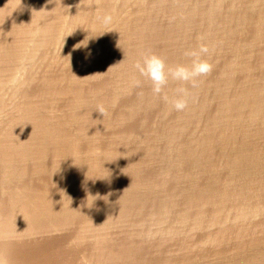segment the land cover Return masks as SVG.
Instances as JSON below:
<instances>
[{
	"label": "bare ground",
	"instance_id": "6f19581e",
	"mask_svg": "<svg viewBox=\"0 0 264 264\" xmlns=\"http://www.w3.org/2000/svg\"><path fill=\"white\" fill-rule=\"evenodd\" d=\"M200 36L215 47L213 71L185 85L195 98L186 110L169 111L133 65L145 51L188 63ZM252 199L264 205V0H0L4 264H84L77 250L90 239L87 264H264V233L243 226L208 235L212 253L193 254L183 239L178 257L166 250L171 227L152 243L142 228L172 217L199 229L226 211L244 220ZM128 222L129 236L110 237ZM58 230L73 231L72 246L51 237ZM35 235L47 245L24 241Z\"/></svg>",
	"mask_w": 264,
	"mask_h": 264
},
{
	"label": "clouds",
	"instance_id": "9594fccd",
	"mask_svg": "<svg viewBox=\"0 0 264 264\" xmlns=\"http://www.w3.org/2000/svg\"><path fill=\"white\" fill-rule=\"evenodd\" d=\"M51 2L52 0H49V3ZM101 22L108 28L113 23V16L110 13H105L101 17ZM72 32L73 30L67 35L72 34ZM199 41L200 43L197 47L184 51L183 55L188 59V63L168 65L158 54L145 51L141 53L140 58L133 65L138 76L143 81L150 83L152 96L163 100L165 104L169 105V111L183 112L186 110L190 100H194L195 98L185 85H189L193 89L197 88L201 82V78L206 77L213 71L214 65L206 57H211L214 54L215 47L207 42L205 36H200ZM82 44L86 46V42ZM76 47H79V45ZM142 80L134 79L133 85L140 87ZM170 82H176L179 85L175 88L174 94L171 97L165 91ZM9 86L22 87L23 83L13 80ZM99 111L103 114L102 107L99 108ZM0 264H4L2 258H0Z\"/></svg>",
	"mask_w": 264,
	"mask_h": 264
},
{
	"label": "rangeland",
	"instance_id": "374dc122",
	"mask_svg": "<svg viewBox=\"0 0 264 264\" xmlns=\"http://www.w3.org/2000/svg\"><path fill=\"white\" fill-rule=\"evenodd\" d=\"M58 44V43H57ZM56 44V45H57ZM55 45V49L56 48H58V50L56 49V51H54V48H53V50H52V52H55L53 55H55V57H59V55L62 53V48H63V52H64V49H65V47H64V44L63 43H61L60 44V46H59V44L57 45V46H59V47H57ZM63 46V47H62ZM62 47V48H61ZM58 53V54H57ZM63 54V53H62ZM61 54V55H62ZM58 55V56H57ZM60 55V56H61ZM32 64V63H31ZM33 66H35V64L33 63L32 64ZM33 66H29V68H31V69H33ZM38 65H36V67H37ZM29 68H27L28 70H30ZM28 70H25V71H23L22 73H19L17 76L20 78V79H16V80H18V81H22V79H24V76H26L25 74H27V71ZM23 74H24V76H23ZM18 77H16V78H18ZM33 86V87H32ZM35 87H36V85L34 86V84H32L31 85V88H32V90H36L35 89ZM10 90V89H9ZM11 91V90H10ZM9 91V93L7 94V92H8V90H7V92H5V94H7V95H4V97H5V99L7 100L8 98H9V96H10V92ZM251 202H249L250 204H251V206H252V211L254 210V209H256L257 210V212H256V210H255V212H253V214L251 213L252 211L250 210V213L246 216V218L244 219V220H240V219H238L237 220V218H235V215H234V212L233 211H226V212H224V213H221L222 214V216L219 214V216H221V217H219V218H221L220 220L219 219H217V221L214 223V224H206V226L205 227H202V228H195V227H193V226H190V225H186V226H181L180 228H177V227H179V225H175V221L172 219V217L170 218H167V220H165L164 222H162V223H160V225H158L159 223H156V222H154V221H151L150 220V222H148V221H146V223H144L143 224V226H142V228H143V230L145 231V232H151V236H152V238H150V242H151V239H152V241H153V239H154V241L156 242V240H159V239H162V238H159L158 239V237L160 236V237H162V235L164 234V233H167V231H169L170 229L171 230H174V228L176 227L177 229H179V233H177V235L176 236H173L175 233L173 232V231H171L170 230V235L172 236H168V235H166V236H168V243H167V246H166V250L168 249L169 251V253L170 254H172L171 256H177L178 254H180L179 252H180V247H181V243H184L183 242V239L186 241V243H184V244H187V247L188 246H190V248L188 247L187 249H189L190 250V252H192L193 254L194 253H212L213 251H215V249H216V246L215 245H213L212 246V244L207 240L208 239V235H212V234H214L215 232L214 231H216V230H218L219 229V227L221 226V224L223 225V224H226V222L228 223L227 225H231L232 227H234L235 229H238L239 231H240V229L239 228H241L242 226L243 227H245L244 228V230L247 228L248 230H250V233L252 232V233H255V234H258V235H261V234H263L264 233V205H262V206H259V209L254 205V199H252V200H250ZM250 204H249V206L248 207H250ZM256 207V208H255ZM262 208V209H261ZM261 209V210H260ZM252 216V217H251ZM232 218V219H231ZM251 218V219H250ZM171 222V223H170ZM244 222V223H243ZM262 223V224H261ZM126 224H130V225H126L125 226V228H126V231H128L129 232V230H131L130 231V233H128V232H126V231H124V225H125V223H124V225L123 224H121V226H123L122 228L123 229H118V228H121V226H114L115 228H113L112 229V231H111V233H112V235L110 236L111 238H113V239H118V237H116V235H117V233L118 232H121L120 230H122L123 232H121L122 234L125 232V234L126 235H130L131 234V232H132V230H133V228H128V227H132V224H131V222H128V223H126ZM216 224V225H215ZM169 225V226H168ZM172 225V226H171ZM174 225H175V227H174ZM208 225V226H207ZM218 225V226H217ZM236 225V226H235ZM239 225H240V227H239ZM256 225H258V226H256ZM151 226V227H150ZM210 226V227H209ZM160 227H162V228H164V230H165V232L163 233L162 232V230H158ZM171 227V228H170ZM243 227H242V229L241 230H243ZM117 228V229H116ZM145 228V229H144ZM161 228V229H162ZM170 228V229H169ZM184 228V229H183ZM192 228H195V229H192ZM115 229V230H114ZM128 229V230H127ZM166 229H167V231H166ZM169 229V230H168ZM246 229V230H247ZM119 230V231H118ZM163 230V231H164ZM247 230V231H248ZM255 231V232H253V231ZM117 232V233H115V232ZM159 231V232H158ZM163 233L162 235H161V232ZM237 231V230H236ZM61 234H60V233ZM71 232H73V231H66V234L67 235H65V233H64V231L62 232V231H60V230H58V231H55V232H51V233H49V234H53V236L51 235V237H59V235H64V244L65 245H69L70 243H71V245H69V246H72L73 245V242L70 240L71 238ZM171 232H173V233H171ZM246 232V231H245ZM70 233V234H69ZM110 232H109V234H111ZM120 233V234H121ZM184 233V234H183ZM208 233V234H207ZM247 233H249V231L247 232ZM54 234H55V236H54ZM121 234V237L122 238H120L119 237V239H123V238H125V237H127V236H125V234H123L122 235ZM44 235V237L42 236V235H35V236H30L29 238H27L26 237V239H24V241H33L34 240V242L35 241H37V240H40V241H38V242H40L39 244H41V241L43 240V238L45 239L46 237L45 236H47V235H45V234H43ZM118 235H119V233H118ZM150 235V234H149ZM165 235H163V237H165ZM185 235V236H184ZM17 235H9V237L10 238H8V239H11V242L13 241V243L15 244V243H17L19 246H22L21 247V249H20V247L18 248L19 249V252L21 253H23V255H22V260H23V258H24V261L26 260L25 258H27V260L26 261H30V262H32L31 260H35V258H33L35 255H36V253H34V254H32L33 252L29 249V248H27V246H26V248L24 247V243H22L21 242V240L20 239H22L20 236H18V237H16ZM113 236V237H112ZM153 236H154V238H153ZM181 236V237H180ZM184 236V237H183ZM187 236V237H186ZM1 237V236H0ZM4 237V236H3ZM6 237V236H5ZM2 238V240L1 241H3V240H7V237L6 238ZM43 237V238H42ZM179 237V238H178ZM207 237V238H206ZM12 238H14V239H12ZM40 238V239H39ZM48 238V237H47ZM189 238V239H188ZM18 241H17V240ZM30 239V240H29ZM156 239V240H155ZM46 240V239H45ZM44 240V241H45ZM91 240V239H90ZM90 240H87L86 241V243H85V245L84 246H81V247H79L78 248V250L77 251H79V259H81V261L84 263V264H87L86 262H88L87 261V259H88V253L86 254L87 256H85V251H86V249L88 250V247L87 246H89L91 243V241ZM179 240V241H178ZM44 241H42L43 243L42 244H46ZM65 241H67V242H65ZM89 241V242H88ZM199 241H200V243H199ZM9 242V241H8ZM19 242V243H18ZM38 242H36L37 244H38ZM178 242H180V244L178 243ZM152 243V242H151ZM154 243V242H153ZM171 243H173V244H171ZM41 244V245H42ZM89 244V245H88ZM176 244V245H175ZM209 244V245H208ZM47 245V244H46ZM43 246V245H42ZM45 246V245H44ZM47 247V246H46ZM85 247V248H84ZM23 248H25V249H23ZM45 248V247H44ZM194 248V249H193ZM29 249V250H28ZM85 249V250H84ZM20 250H22V251H20ZM25 252H24V251ZM176 250V251H175ZM212 252H211V251ZM28 251V252H27ZM31 251V252H30ZM174 251V252H173ZM85 252V253H84ZM88 252V251H87ZM24 253H25V256L26 257H24ZM81 254V255H80ZM82 256H85L84 257V259H86V260H82L83 259V257ZM178 257V256H177ZM28 261V262H29ZM89 263V262H88Z\"/></svg>",
	"mask_w": 264,
	"mask_h": 264
}]
</instances>
